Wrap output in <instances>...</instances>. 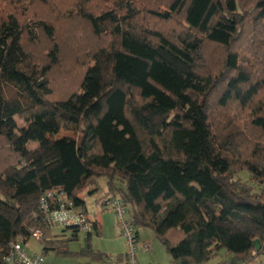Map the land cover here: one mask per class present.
I'll list each match as a JSON object with an SVG mask.
<instances>
[{"label": "trees", "instance_id": "16d2710c", "mask_svg": "<svg viewBox=\"0 0 264 264\" xmlns=\"http://www.w3.org/2000/svg\"><path fill=\"white\" fill-rule=\"evenodd\" d=\"M100 177L174 264L264 251V0H0V264Z\"/></svg>", "mask_w": 264, "mask_h": 264}, {"label": "rangeland", "instance_id": "374dc122", "mask_svg": "<svg viewBox=\"0 0 264 264\" xmlns=\"http://www.w3.org/2000/svg\"><path fill=\"white\" fill-rule=\"evenodd\" d=\"M15 122L17 127L23 125L21 120L16 119ZM249 178V174L244 170L237 176H234L233 180L238 179L254 191H258L257 186L252 184ZM96 185L98 191L95 194L88 196L86 193H83L81 195L84 199L89 219H96L101 226L99 234H92L90 239V249L95 257L80 255L81 250L85 248L86 234L78 232L76 240L68 241L71 231L65 229H54L53 239L68 241L66 243V255L57 254L56 252L42 254L41 243L34 239H30L27 243L26 249L28 253L41 255L44 258V264H100L103 262L115 264L119 260V257L124 258L127 251L126 242L120 235L114 212H111L112 210L102 211L96 205L107 190V179L105 177L96 179ZM114 186L116 189H125V184L118 180L114 181ZM135 230L138 235L135 260L138 264H174L167 249L156 239L151 229L135 228ZM144 245L148 247L147 252L143 250ZM218 259L219 256H216L208 264H212Z\"/></svg>", "mask_w": 264, "mask_h": 264}, {"label": "built area", "instance_id": "2783aa9c", "mask_svg": "<svg viewBox=\"0 0 264 264\" xmlns=\"http://www.w3.org/2000/svg\"><path fill=\"white\" fill-rule=\"evenodd\" d=\"M100 210H112L120 235L125 239L127 251L124 258L117 260L115 264H138L135 260L137 251V237L135 229L129 218L128 207L119 198H104L97 202ZM39 210L42 214V222L50 230L75 228L79 233H89L92 231V220L86 214L74 206L72 200L62 191H48L41 195L39 199ZM41 233L34 230L30 239L39 241ZM27 243L18 239L11 248V254L7 258L9 264H44V258L39 254H30L26 249ZM145 252L148 251L146 245L143 246ZM100 264H110L103 262ZM208 264V263H200ZM217 264H251V261L232 262L225 259Z\"/></svg>", "mask_w": 264, "mask_h": 264}, {"label": "crops", "instance_id": "0c3cea01", "mask_svg": "<svg viewBox=\"0 0 264 264\" xmlns=\"http://www.w3.org/2000/svg\"><path fill=\"white\" fill-rule=\"evenodd\" d=\"M99 201V200H98ZM107 210V209H106ZM111 211V210H110ZM111 212H113V211H111ZM88 214V212H87V209H86V215ZM88 216V215H87ZM89 218V217H88ZM96 220V219H95ZM217 256H219V259L216 261V262H214V263H212V264H217V263H219V262H221V261H223V260H225V259H227V257H228V255H227V253L225 252V251H220L219 253H218V255ZM251 264H264V251L261 253V254H259V255H257L252 261H251Z\"/></svg>", "mask_w": 264, "mask_h": 264}]
</instances>
